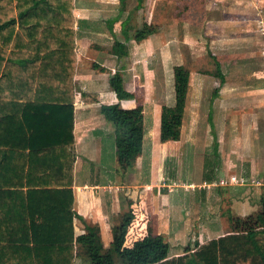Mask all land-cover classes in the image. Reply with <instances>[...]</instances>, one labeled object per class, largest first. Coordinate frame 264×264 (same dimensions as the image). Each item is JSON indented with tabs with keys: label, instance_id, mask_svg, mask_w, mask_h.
I'll return each mask as SVG.
<instances>
[{
	"label": "crops",
	"instance_id": "crops-1",
	"mask_svg": "<svg viewBox=\"0 0 264 264\" xmlns=\"http://www.w3.org/2000/svg\"><path fill=\"white\" fill-rule=\"evenodd\" d=\"M52 1L31 9L34 0H0V264H90L84 237L97 233L107 252L126 222L123 246L160 235L169 248L159 264H203L194 249L243 233L234 222L250 204H234L226 190L244 191L245 178L221 175V160L239 154L226 147L244 138L233 119L222 123L233 86L203 67L202 26L179 13V0ZM176 66L189 74L184 115L179 137L163 138ZM116 75L130 97L116 94ZM116 105L140 113V150L127 171L105 117ZM211 123L217 155L213 136L198 134ZM222 252L223 264H252L239 245Z\"/></svg>",
	"mask_w": 264,
	"mask_h": 264
},
{
	"label": "rangeland",
	"instance_id": "rangeland-1",
	"mask_svg": "<svg viewBox=\"0 0 264 264\" xmlns=\"http://www.w3.org/2000/svg\"><path fill=\"white\" fill-rule=\"evenodd\" d=\"M179 2L183 9L181 6L176 7L179 13L187 12L195 29L202 26L201 40L205 44L202 43L204 49L201 50L205 56H198V59L201 57L203 67L211 69L214 74L216 67L213 58H216L221 62L225 80L233 86L224 93L227 105L221 120L222 123L225 121V126L230 127V120L233 119V134L237 138H244V144L226 147L229 153L234 151L232 148H238L239 154L237 153L235 163L225 164V161L221 160V175L235 172L237 176L245 178V184L241 186L244 191L239 192L237 188L240 186L237 185L228 186L226 190L234 192L238 198L234 204L246 207L250 204L248 207L250 211L245 212L246 209L242 208L240 214L244 216L238 215L234 224L239 222V218H243L245 225L255 224L257 223L255 219L261 212V205L264 204V0H179ZM205 61L210 65H205ZM218 84L214 86L218 87ZM208 123V119L204 117L200 125L207 128ZM213 131L215 129H200L198 134L200 137L213 136ZM224 133L230 134V130H224ZM189 161L192 162L191 159ZM193 161L198 165L201 158L197 157ZM252 168L253 177L250 175ZM199 175L200 173L196 172L190 174L196 186L201 182ZM232 202L233 200L227 202L228 208L230 204L232 206ZM243 220L239 222L242 224L241 228L244 227Z\"/></svg>",
	"mask_w": 264,
	"mask_h": 264
},
{
	"label": "trees",
	"instance_id": "trees-1",
	"mask_svg": "<svg viewBox=\"0 0 264 264\" xmlns=\"http://www.w3.org/2000/svg\"><path fill=\"white\" fill-rule=\"evenodd\" d=\"M32 4L34 6L31 9L39 6L43 8L42 5L52 7L53 4L57 3L52 0H34ZM213 60L216 67L213 75L218 76L220 84H222L225 77L221 71V65L216 58H213ZM188 76L189 74L185 67L176 66L174 68L175 103L171 107L163 106V138L175 139L180 135L188 89ZM111 84L119 98L131 96L122 88L120 78L117 75L111 79ZM218 90L219 88L214 90V96L217 95ZM105 117L114 126L116 154L120 169L127 171L133 165L134 159L140 150L142 133L139 128V110L135 108L124 109L116 105L105 110ZM209 120L211 121V116ZM211 127L214 129L212 123ZM212 135L214 138L213 148L217 155L216 132L213 131ZM257 216V219H255L257 223L255 222L249 227L246 226L245 231L242 230L243 233L229 234L222 238L212 239L197 246L190 257L194 260L203 261V264H223L220 254L230 244L234 247L239 245L243 248V254L245 255L242 254V256L245 258L247 256L252 264H264V204L261 205V212ZM126 224L127 222L120 228L114 245L104 253L102 252L103 247L97 233L94 232L84 237V254L88 257L90 264H159L163 262L162 260L167 256L169 246L160 235H148L134 241L130 247L123 246ZM165 263L176 264L179 263V260L171 259L165 261Z\"/></svg>",
	"mask_w": 264,
	"mask_h": 264
},
{
	"label": "built area",
	"instance_id": "built-area-1",
	"mask_svg": "<svg viewBox=\"0 0 264 264\" xmlns=\"http://www.w3.org/2000/svg\"><path fill=\"white\" fill-rule=\"evenodd\" d=\"M228 180H229V181H235V177H229ZM221 183H223V182L221 181ZM243 221H244V220H243ZM245 223H246V222L244 221V223H243L244 227H242V228L240 227V226H242L241 223H238V222L235 223V224H234V228H235V230H245V229H246V226L249 227L250 225H252V224H250V225H245Z\"/></svg>",
	"mask_w": 264,
	"mask_h": 264
}]
</instances>
